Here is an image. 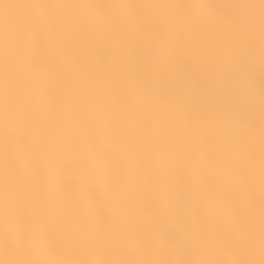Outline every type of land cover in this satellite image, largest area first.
<instances>
[{
	"label": "rangeland",
	"instance_id": "rangeland-1",
	"mask_svg": "<svg viewBox=\"0 0 264 264\" xmlns=\"http://www.w3.org/2000/svg\"><path fill=\"white\" fill-rule=\"evenodd\" d=\"M22 136L48 142L46 165ZM257 158L264 0H0V226L40 241L26 257L0 251L2 264H174L80 249L121 230L151 238L193 206L210 228L238 223L246 244L232 253L264 264Z\"/></svg>",
	"mask_w": 264,
	"mask_h": 264
},
{
	"label": "clouds",
	"instance_id": "clouds-1",
	"mask_svg": "<svg viewBox=\"0 0 264 264\" xmlns=\"http://www.w3.org/2000/svg\"><path fill=\"white\" fill-rule=\"evenodd\" d=\"M232 133L244 139V126L238 125ZM195 206L179 223L161 225L151 238L121 230L111 239H96L86 242L82 252H121L127 254L166 253L174 258V264H208L202 257L238 251L246 244L240 225L227 229L210 228L203 220L196 219ZM40 241L26 228L10 230L0 226V251L27 256L36 253ZM2 264V262H0Z\"/></svg>",
	"mask_w": 264,
	"mask_h": 264
},
{
	"label": "bare ground",
	"instance_id": "bare-ground-1",
	"mask_svg": "<svg viewBox=\"0 0 264 264\" xmlns=\"http://www.w3.org/2000/svg\"><path fill=\"white\" fill-rule=\"evenodd\" d=\"M191 3V2H190ZM172 4V3H171ZM29 104V103H28ZM27 104V105H28ZM26 106V105H25ZM23 110L25 109L24 107L22 108ZM26 110V109H25ZM22 112V111H21ZM5 122V121H4ZM3 124V123H2ZM35 125V124H34ZM40 126V125H39ZM7 127V126H6ZM13 127V126H12ZM19 127V126H18ZM52 127V126H51ZM8 128V127H7ZM15 129V131H16V128H14ZM13 129V130H14ZM53 130H55L54 129V127L52 128V131ZM20 131V130H19ZM55 132V131H54ZM20 133V132H19ZM18 133V134H19ZM44 133V132H43ZM52 133V132H51ZM54 134V133H53ZM48 135V134H47ZM14 136H16V135H14ZM20 136V135H19ZM39 136V135H38ZM41 136H42V134H41ZM57 136V135H56ZM63 136V135H62ZM32 137H34V136H32ZM51 137V136H50ZM37 138H39L40 139V136L39 137H37ZM42 138H44V137H42ZM48 138V137H47ZM53 138V137H52ZM58 139V138H57ZM69 139V138H68ZM21 140H23L22 142H23V144L25 145V143L27 144V145H29L28 147L29 148H31V150L32 151H34L35 153V157L39 160L40 159V161L42 160V161H44V162H46L45 163V165L48 163V160H47V158L49 157L48 155H47V152L45 151V149L42 147L43 146V144L45 145V146H47L46 144L48 143L45 139H42V141L40 142V140H38V139H35V140H38L37 142H34V141H32V139L31 138H25V136H22L21 137ZM52 140V139H51ZM48 141H49V139H48ZM58 141H59V139H58ZM25 142V143H24ZM68 142V141H67ZM10 143V142H9ZM49 143H51V142H49ZM16 144V143H15ZM54 144V143H53ZM53 144H50V145H53ZM57 144V143H56ZM20 145V144H19ZM23 145V146H24ZM56 145L54 144V147H55ZM58 146H59V144H58ZM6 147V146H5ZM48 147H52V146H49L48 145ZM61 147V146H60ZM11 148V146L8 148V149H10ZM13 148V147H12ZM55 148H57V147H55ZM59 148V147H58ZM52 149V148H51ZM53 150V149H52ZM64 150V149H63ZM12 151H14V150H12ZM22 151V150H21ZM23 151H24V148H23ZM30 151V150H29ZM6 152V151H5ZM2 153H4V152H2ZM26 154H28V151H26L25 152ZM25 154V155H26ZM21 155V154H20ZM3 156V155H2ZM1 156V157H2ZM23 156V155H22ZM27 156V155H26ZM48 156V157H47ZM4 157V156H3ZM14 157H16V156H14ZM13 157V158H14ZM22 158V157H21ZM232 158H233V156H232ZM262 158V157H261ZM7 159V158H6ZM15 159V158H14ZM14 159H11V160H14ZM16 159H17V157H16ZM112 159V158H111ZM230 159V158H229ZM19 160V162H20V159H18ZM114 160V159H113ZM15 161H17V160H15ZM14 161V162H15ZM69 161V160H68ZM256 161L258 162L257 163V166H259V169L258 170H264V169H262V167H264V159H256ZM255 161V162H256ZM1 162V161H0ZM3 162V161H2ZM18 161L17 162H15V164L16 163H19ZM110 162H112V161H110ZM109 162V163H110ZM207 162V161H206ZM251 162V161H250ZM22 163V162H21ZM36 163V162H35ZM38 163V162H37ZM108 163V162H107ZM119 163V162H118ZM117 163V164H118ZM5 164V163H4ZM20 164V163H19ZM50 165V164H49ZM54 165V164H53ZM242 165V164H241ZM22 166V165H21ZM39 166V165H38ZM43 167V166H42ZM41 167V168H42ZM38 168V167H37ZM53 168H55V167H53ZM103 168V167H102ZM113 166L111 165V163L107 166L106 165V167L104 168V174L102 175V176H104L103 177V179L104 180H102L103 182V184L102 185H100V189H103V188H107V187H109L108 186V184H110L109 183V178H111V175H112V173H113ZM40 169V168H39ZM52 169V168H51ZM58 169V168H57ZM116 169V168H115ZM53 172V171H52ZM102 173H103V171H102ZM52 174V173H51ZM53 175V174H52ZM262 180H264V179H262ZM80 181H82V179H80L79 180V182ZM108 181V182H107ZM108 183V184H107ZM262 183H264V182H262ZM78 184H82L81 182L80 183H78ZM107 184V185H106ZM86 186H87V184H86ZM99 186V184L96 186V187H98ZM262 186H264V184H262ZM92 187V186H91ZM91 187H89L88 186V188H91ZM111 187V186H110ZM83 188H86L85 186L83 187ZM87 188V189H88ZM262 188H264V187H262ZM93 189V188H92ZM110 189V188H109ZM91 190V189H90ZM93 191H95V190H93ZM262 192V191H261ZM101 194V193H100ZM110 199V198H109ZM227 199V198H226ZM171 201V200H170ZM172 202V201H171ZM226 202V201H225ZM88 204V203H87ZM166 204V203H165ZM206 206V205H205ZM208 207H209V205H207ZM5 207V206H4ZM86 207H87V205H86ZM225 207V206H224ZM209 209V208H208ZM2 210V209H1ZM210 211H211V209H210ZM165 213H166V211H165ZM210 213V212H209ZM208 213V214H209ZM111 214H112V212L110 213V216H111ZM213 216H214V214H212ZM108 217H109V215H108ZM114 217V215L112 214V219H114L115 220V217ZM212 217V216H211ZM114 220H112L113 222L112 223H110L111 224V226H113L114 224H115V221ZM208 220V219H207ZM205 221V220H204ZM3 222V221H2ZM4 223V222H3ZM213 223V222H212ZM2 224V223H1ZM3 225V224H2ZM17 226V225H16ZM9 228V227H8ZM17 228V227H16ZM113 228V227H112ZM13 229H15V227L13 228ZM43 248V247H42ZM40 250V249H39ZM65 251V250H64ZM40 252V251H39ZM56 253V252H55ZM88 253V252H87ZM226 253H228V254H232L231 256H229V260H230V263L231 264H240L239 262H240V260H242V257H235L236 256V254H235V252L234 253H232V252H226ZM225 253V254H226ZM41 254V253H40ZM51 253H44V254H42V256H41V260H40V262H37V263H34V264H45L46 262H49V256H51V258H52V255H50ZM234 254V255H233ZM238 254V253H237ZM39 254H37V256H38ZM227 255V254H226ZM26 257V256H25ZM31 257V256H30ZM32 258V257H31ZM56 258V257H55ZM84 258V257H83ZM25 259V258H24ZM27 259H28V257H27ZM38 259V258H37ZM53 259V258H52ZM59 260V259H58ZM73 259H71V261H72ZM100 260V259H99ZM37 261V260H36ZM52 261H55L54 259L52 260ZM102 261V260H101ZM105 261H107V260H105L104 259V263H105ZM28 262V261H27ZM34 262V261H33ZM31 263V262H30ZM29 263V264H30ZM98 263V262H97ZM96 263V264H97ZM27 264V263H26ZM107 264V263H106Z\"/></svg>",
	"mask_w": 264,
	"mask_h": 264
}]
</instances>
